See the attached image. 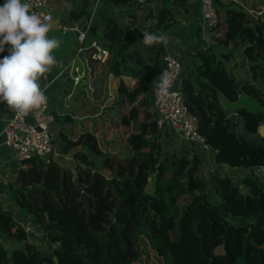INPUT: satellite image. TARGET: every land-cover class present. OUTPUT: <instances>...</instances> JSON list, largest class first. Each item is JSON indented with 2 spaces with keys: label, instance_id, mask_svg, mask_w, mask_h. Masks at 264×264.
<instances>
[{
  "label": "trees",
  "instance_id": "1",
  "mask_svg": "<svg viewBox=\"0 0 264 264\" xmlns=\"http://www.w3.org/2000/svg\"><path fill=\"white\" fill-rule=\"evenodd\" d=\"M175 1L187 7L184 0ZM152 2L110 0L129 22L110 18L101 30L92 25L82 44L95 40L109 52L105 69L119 79V111L114 115L129 133L127 153L102 148L94 131L61 129L57 150L71 158L70 165L52 156L33 158L17 170L16 182L6 185L12 203L39 225L43 239L55 248L42 254L0 203V264H55L54 257L56 264H133L140 257L141 237L163 264H264V183L250 173L264 166V137L259 145L235 138L228 130L231 112L220 103L234 104L240 95L248 96L260 109L238 107L234 112L244 118L248 133L264 124V20L214 0V33H222L216 41L243 47L251 80L240 84L215 53L199 49L198 41L195 76L182 79L183 102L196 117L215 164L246 171L237 181L213 176V202L198 152L192 145L169 151L156 126L149 87L164 71V44L146 47L142 33H166L176 22L169 0L156 12ZM88 8L89 0H83L71 22L86 20ZM125 79L134 81L131 89ZM54 117L55 124H73L70 115ZM241 186L249 188L250 196L239 194ZM5 237L14 247L4 246Z\"/></svg>",
  "mask_w": 264,
  "mask_h": 264
},
{
  "label": "crops",
  "instance_id": "2",
  "mask_svg": "<svg viewBox=\"0 0 264 264\" xmlns=\"http://www.w3.org/2000/svg\"><path fill=\"white\" fill-rule=\"evenodd\" d=\"M127 3L130 0H126ZM163 0H153L151 3L154 11H158L162 5ZM170 1V0H169ZM187 7L179 3H171L170 9L172 13V18L176 22L168 32L161 34L167 35L169 37V41L167 45H164V50L162 53H175L178 58L181 60L182 64V78L190 77L193 78L195 76V60L193 58L195 53V41L199 42L198 36V28L200 27V6L198 0H184ZM262 0H220L223 5H237L243 10L251 9L256 3ZM4 0H0V4H3ZM94 3V2H93ZM78 0H49L46 8L53 15L54 20L52 23V30L59 29L62 34L69 33L68 31H64L65 27H68V13L72 12L77 8ZM89 17L91 25L96 26L99 30L103 29L107 20L110 18L116 19L120 23V19L123 20L124 23L127 24L129 19L126 17V14H121L118 9L112 7L110 4V0H96L94 4H90L89 2ZM120 14V15H118ZM138 25L144 26L145 23L141 22ZM222 33H212L209 36V52L215 53L223 62L229 72L233 74L236 80L243 84L244 82L251 80V74L248 69V61L243 54V47L231 48L224 46L216 41V39L221 36ZM49 35V34H48ZM51 37V36H50ZM72 40L66 41L63 46L55 49L52 53L54 57H69L72 55L75 41L73 36L71 35ZM60 42H63L62 40ZM8 54V46H5V51L0 53V58ZM229 55L228 59L224 55ZM80 57L82 63V52H77L74 63L71 62H58L56 61V65L52 67L51 71L46 73L40 80L39 84L42 89H45V95L48 97L49 103L53 108V112L58 114L60 117L70 115L73 119V124H55L53 128V137L52 140L56 146L57 155H51L52 159L60 163L61 165L69 166L71 162V158L58 153L57 145H59V137L58 133L61 129L72 132L73 134H79L83 129L94 131L96 136L103 137L105 134L99 136L101 129H97V119H99V124L102 123V120L107 121L109 125H113V129H115V133L120 137V127L124 128L120 121L115 117V113L118 110V86L119 79L115 76L109 77V73L106 72L105 66L103 68H99L96 64L91 66L94 75V83L93 88L94 92H89L87 90V86L85 82H81L74 91H72V83L68 73V68L71 65H76V58ZM77 66V65H76ZM126 82L130 81L125 79ZM158 82V80H157ZM156 83V82H154ZM101 94L102 98H104L107 94L110 96L111 100L116 99L115 105L110 107L108 105V98L105 100V104H100V99H98V95ZM108 96V97H109ZM246 97L245 95H240L238 101L242 98ZM82 99L84 103L87 104L91 108V111L94 112L93 115H88L86 117L82 116V118L76 117L77 111L79 112V106L76 107V103L78 99ZM237 101V102H238ZM224 108H227L231 113H235L234 109L238 107H244L247 109V105L249 104L253 108L248 109L249 111L255 112L260 109L259 104L253 100L252 98H248L245 104H241L236 106L234 104H226L223 100L220 102ZM68 107V108H67ZM95 110V111H94ZM14 110L10 109L6 103H0V203L2 208H4V203L8 205L12 202V198L10 197L7 191V184H5L6 179L10 175H16L17 170L23 166V164H18L14 161L11 151L8 146L4 143V138L1 134L3 123L5 119H7ZM97 111V112H96ZM229 115V116H230ZM97 118H93L96 117ZM78 120H77V119ZM104 118V119H103ZM126 129V128H124ZM98 130V131H97ZM101 142V141H100ZM121 142L115 140H109L104 147L109 152L123 155L127 153V146H124L120 149ZM118 148L120 151H117ZM240 172V170H238ZM241 178V177H240ZM17 210H14L15 215L12 217L18 221L20 224L21 221L28 220L29 217L25 215L21 210H19L16 206H14Z\"/></svg>",
  "mask_w": 264,
  "mask_h": 264
},
{
  "label": "built area",
  "instance_id": "3",
  "mask_svg": "<svg viewBox=\"0 0 264 264\" xmlns=\"http://www.w3.org/2000/svg\"><path fill=\"white\" fill-rule=\"evenodd\" d=\"M96 0H89L94 4ZM145 5L147 0H136ZM175 0H170L174 3ZM32 5L31 11L43 18H48L49 22L54 20L53 15L46 8L49 0H29ZM94 2V3H93ZM200 6V36L199 49L205 52L209 51V36L214 33L218 24V9L214 0H198ZM89 9V8H88ZM245 11V10H244ZM251 19L264 20V0L256 3L251 9L245 11ZM90 17L71 22V27H65L64 31H72L76 34L77 41L80 45L79 53L88 51L87 55L82 57V67L71 65L68 73L72 83V91L81 83L85 82L87 90L94 92V75L91 66L96 64L100 69L103 68L108 59V50L101 46L97 41L91 40L86 45L85 40L89 36L91 27ZM165 47V46H164ZM164 50V49H163ZM164 71L168 70L172 74L173 82L167 95L161 94L156 89V83L149 87L152 108L156 115V126L161 133V138H177L182 145H192L196 151H209L214 157L211 149L204 144L203 138L197 130V119L189 112L184 104L181 94L182 87V64L178 56L173 54H161ZM74 63V59L71 64ZM91 64V65H90ZM112 74H109L111 77ZM128 89L134 85L130 80L126 83ZM55 117L53 108L47 99V103L37 109L29 112L27 116H17L16 112L5 119L2 128L4 143L11 151L12 157L18 164H23L33 158L47 159L51 155H57L56 146L52 140L51 129L54 125ZM180 151V150H179ZM229 171L246 172L241 169H229L219 166ZM250 173L253 174L260 182L264 183V166L254 167ZM25 233L29 237H40L43 239L44 232L35 224L33 220L28 219L21 223ZM46 241V240H45ZM29 242V241H28Z\"/></svg>",
  "mask_w": 264,
  "mask_h": 264
},
{
  "label": "clouds",
  "instance_id": "4",
  "mask_svg": "<svg viewBox=\"0 0 264 264\" xmlns=\"http://www.w3.org/2000/svg\"><path fill=\"white\" fill-rule=\"evenodd\" d=\"M31 8L29 0H4L0 4V53L8 46V54L0 58V103H6L21 117L47 103L39 80L56 65L52 53L61 43L49 37V19H42ZM142 34L146 47L167 45L169 41L164 34ZM172 82V74L165 70L158 77L156 89L167 95Z\"/></svg>",
  "mask_w": 264,
  "mask_h": 264
},
{
  "label": "rangeland",
  "instance_id": "5",
  "mask_svg": "<svg viewBox=\"0 0 264 264\" xmlns=\"http://www.w3.org/2000/svg\"><path fill=\"white\" fill-rule=\"evenodd\" d=\"M122 14V12H120ZM120 15V14H118ZM120 23H124L122 19H120ZM52 24V23H51ZM51 36V38H56L59 41H63L60 43V46H63V44L66 41H70L72 40L71 35L69 33H64L62 34V32L59 29H54L53 31L49 32V37ZM76 65L78 67H82V63L80 60V57L77 56L76 58ZM107 94L104 98H102V95L99 94L98 95V99H100V104H105V100H107L108 98H110V96ZM248 96L242 98L240 101H238L235 105L239 106L241 104H245V102L248 100ZM116 99H112L111 98L108 100V105H110V107H113L115 105V101ZM76 107L79 106V112L77 111V115L76 117L78 118H82V116L86 117L89 115H93L94 112L91 111V108L89 106H87L86 103H84V101L82 99H78V102L76 103ZM247 109H252L253 107L250 106L249 104H246ZM68 108V107H67ZM95 111V110H94ZM97 112V111H96ZM93 118H97L93 117ZM77 119V118H76ZM104 119V118H103ZM78 120V119H77ZM99 119H97V129H101L102 132H100L99 136L103 134H105L102 138L99 137L100 139V144L101 147L104 148L106 147V144L109 140H115V141H120L121 145H120V149H122L124 146H128V131L122 127H120V137H118V135L115 133V129H113V125H109V123L104 120H102V123L99 124ZM53 128L54 125L52 126L51 129V135H53ZM98 131V130H97ZM53 137V136H52ZM161 142L162 144L171 152H175L178 153L179 150L181 149V147L183 146L182 143L180 142L179 139L177 138H161ZM120 149L118 148L117 151H120ZM198 155L200 157L201 160V169L204 175V179H205V187H206V191L209 194L211 200L214 202V198H213V187H212V177L215 175H227L231 180L233 181H237L239 179H241L240 177L243 176L244 172H239L237 171H229L228 169H222L221 167H218L215 162H214V157L212 155V153H210L208 150L207 151H197ZM48 159V158H47ZM47 161V160H45ZM4 208L10 213L15 215L14 210H17L14 206V204L12 202H10L8 205H6L5 203L3 204ZM23 222V221H21ZM30 243L34 244L36 247L39 248V250L42 252V254H46L49 255L51 254V252L53 251V249L55 248L54 245L50 244L49 242L42 240V238L40 237H29V239L27 240ZM3 244L7 249H11L12 247H14L12 244L9 243V241L7 240V238L5 237L3 239ZM139 246H140V257L137 261H135L133 264H163V261L161 258H159L157 256V254L152 251L149 248V245L147 244V242L141 237L139 239Z\"/></svg>",
  "mask_w": 264,
  "mask_h": 264
},
{
  "label": "water",
  "instance_id": "6",
  "mask_svg": "<svg viewBox=\"0 0 264 264\" xmlns=\"http://www.w3.org/2000/svg\"><path fill=\"white\" fill-rule=\"evenodd\" d=\"M83 7V0H78V5H77V8L75 10H73V12H79ZM71 14L72 12L68 13V27H71ZM71 35L73 36V39L75 41V47H74V50H73V53L71 56L69 57H55L56 58V61L58 62H71L73 61V59L75 58L78 50H79V43L77 41V38H76V34L72 31H70ZM228 130H229V133L230 134H233L235 136V138L237 139H240V138H243L245 139L246 141L254 144V145H259L261 142H260V138L264 137V124H261L256 133H248L245 129V120L243 117L239 116L238 114L236 113H233L231 114L229 117H228ZM17 180V177L16 175H10L6 181H5V184H14ZM73 182L76 184L77 188H80L77 184V180L76 178L73 179ZM42 185H40L39 187H41ZM239 194L242 195L243 197H246V196H250V191H249V188L245 187V186H241L240 189H239ZM53 261L54 263L56 264L57 263V259L56 257L53 258Z\"/></svg>",
  "mask_w": 264,
  "mask_h": 264
}]
</instances>
